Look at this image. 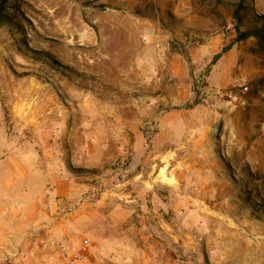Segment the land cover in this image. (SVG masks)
<instances>
[{
    "label": "crops",
    "instance_id": "obj_1",
    "mask_svg": "<svg viewBox=\"0 0 264 264\" xmlns=\"http://www.w3.org/2000/svg\"><path fill=\"white\" fill-rule=\"evenodd\" d=\"M146 34L153 44L155 33ZM147 41L132 52L129 69L121 53L106 70L86 67L100 84L70 82L45 57L3 49L9 70L22 75L12 77L0 62V264L30 262L45 240L82 239L90 248L81 264L146 262L147 250L181 240V213L235 224L233 213L249 210L218 154L219 122L233 124L220 110L228 102L214 98L231 83L226 53L211 64L218 48L208 42L184 58ZM192 63L211 66L204 97L188 106ZM250 149L260 158L259 146L245 154ZM80 218L87 227L68 235Z\"/></svg>",
    "mask_w": 264,
    "mask_h": 264
},
{
    "label": "rangeland",
    "instance_id": "obj_2",
    "mask_svg": "<svg viewBox=\"0 0 264 264\" xmlns=\"http://www.w3.org/2000/svg\"><path fill=\"white\" fill-rule=\"evenodd\" d=\"M238 1L0 0V62L4 59L8 73L16 78L22 71L9 70V56L3 51L9 44L18 53L29 52L55 63L70 82L90 80L99 84L100 76L86 67L95 62L94 70H106L121 53V65L129 69L132 52L146 44L148 31L155 33V42L147 41L149 44L155 48L168 46L184 58L192 47L207 42L213 49L217 46L218 53L225 50L231 83L215 92L214 98L219 105L228 102L220 110L231 117L233 124L223 127L220 120L219 147L223 151L218 148V154L233 182L241 188L240 202L249 210L233 213L235 224L212 213H181L179 217L185 222L176 226L181 240L171 241L170 247L159 245L147 250L148 256L143 258L146 262L135 264H264V43L254 37L237 41L233 10ZM243 2L248 8L242 10L240 30L251 25L250 19L259 26L264 23V0ZM214 57L211 64L217 59ZM211 64L189 66L196 79L193 99L188 104L204 97V77ZM4 82L0 71L1 86ZM228 91L233 98L226 95ZM250 145L261 148L260 158L252 149L245 154ZM246 155H251V160L247 161ZM87 225L82 218L77 219L68 225L67 233L80 234Z\"/></svg>",
    "mask_w": 264,
    "mask_h": 264
},
{
    "label": "built area",
    "instance_id": "obj_3",
    "mask_svg": "<svg viewBox=\"0 0 264 264\" xmlns=\"http://www.w3.org/2000/svg\"><path fill=\"white\" fill-rule=\"evenodd\" d=\"M242 91L247 88L242 84ZM226 95L233 98L232 92ZM90 244L82 239L78 245H70L63 240H45L39 243L36 252H30L32 260L26 264H81L86 259Z\"/></svg>",
    "mask_w": 264,
    "mask_h": 264
},
{
    "label": "trees",
    "instance_id": "obj_4",
    "mask_svg": "<svg viewBox=\"0 0 264 264\" xmlns=\"http://www.w3.org/2000/svg\"><path fill=\"white\" fill-rule=\"evenodd\" d=\"M244 0H240L237 3H235V8L233 10V18L236 21L234 29L237 33V41L245 40L249 37H254L259 42L264 43V23H262L260 26L255 24L251 19L249 20L251 25L246 27L244 30H240V26H243V17L244 14L242 13V10H245L248 8V5L244 4ZM253 18V14L251 15ZM255 18V16H254ZM225 50H222L220 53L216 54L214 59L218 58L221 53H224ZM188 106H191V104H188Z\"/></svg>",
    "mask_w": 264,
    "mask_h": 264
}]
</instances>
